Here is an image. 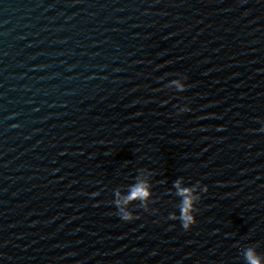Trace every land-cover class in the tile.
Returning a JSON list of instances; mask_svg holds the SVG:
<instances>
[{
    "label": "water",
    "instance_id": "95a60500",
    "mask_svg": "<svg viewBox=\"0 0 264 264\" xmlns=\"http://www.w3.org/2000/svg\"><path fill=\"white\" fill-rule=\"evenodd\" d=\"M248 249L264 264V0H0V264Z\"/></svg>",
    "mask_w": 264,
    "mask_h": 264
},
{
    "label": "clouds",
    "instance_id": "9594fccd",
    "mask_svg": "<svg viewBox=\"0 0 264 264\" xmlns=\"http://www.w3.org/2000/svg\"><path fill=\"white\" fill-rule=\"evenodd\" d=\"M174 83H177V81H173ZM179 91H185V86L180 85ZM175 187L178 189V195L182 197V200L180 202V208H179V215L173 214L171 219L172 220H180L182 227L185 230H190L193 225L197 223L196 215L194 214L195 205H194V197L191 194V190L187 187H181L180 182L177 181L175 183ZM205 190L208 191L207 186H205ZM151 192L149 185L146 182H139L136 185L133 186L130 194L125 198L124 203L127 204L130 201H135L137 199L141 201H146L150 198ZM120 202H116V207L119 209L118 215L120 218L124 221H132L136 219L137 217L133 214V212H130L124 208L119 207ZM246 260L248 264H262V261L255 251V249H248L246 252Z\"/></svg>",
    "mask_w": 264,
    "mask_h": 264
}]
</instances>
